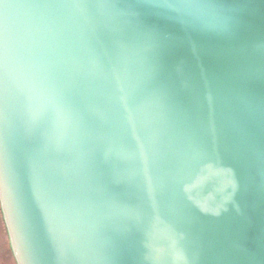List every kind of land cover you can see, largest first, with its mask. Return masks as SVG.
<instances>
[{"label": "water", "instance_id": "obj_1", "mask_svg": "<svg viewBox=\"0 0 264 264\" xmlns=\"http://www.w3.org/2000/svg\"><path fill=\"white\" fill-rule=\"evenodd\" d=\"M195 11L206 32L193 35L167 56L172 71L183 69L175 83L182 90V103L165 81L149 82L140 38L129 33L117 43V25L86 0H0V16L10 22L5 41L8 78L14 93L49 76L78 94L83 110L98 122L93 132L121 153L119 162L140 185L146 209L150 211L153 200L159 205L164 224L152 239L159 264H176L174 249L179 247L202 251V264H264V120L259 111L264 78L258 54L264 41V0H202ZM150 22L183 38L170 23ZM121 63L138 85L130 103L95 70L97 64L113 68ZM252 67L255 78L243 79ZM252 104L254 117L242 120ZM194 138L206 141L231 169L237 185L233 190L222 178L196 190L202 202L219 210L216 215L201 212L156 179V159L161 154L178 156ZM12 155H34L50 167L57 163L23 135L14 138ZM63 166L69 175L61 183L68 204L62 218L46 216L32 198L27 171L15 189L0 183V210L16 264L17 247L26 264H57L58 247L66 249L63 264H93L101 243L90 227L98 193L91 181L71 174L70 164ZM182 209L192 220L189 227H181L183 238L164 226L177 224ZM29 250L34 259H27Z\"/></svg>", "mask_w": 264, "mask_h": 264}, {"label": "snow or ice", "instance_id": "obj_2", "mask_svg": "<svg viewBox=\"0 0 264 264\" xmlns=\"http://www.w3.org/2000/svg\"><path fill=\"white\" fill-rule=\"evenodd\" d=\"M202 0H86L88 7L100 8L108 13L107 20L117 25L113 30L117 43L129 33L140 38V51L147 65L150 83L165 81L178 102H183L182 90L176 89L177 78L183 69L177 66L172 71L167 63L168 54L188 43L195 34H204L195 11ZM159 20L176 26L183 38L151 20ZM102 23L104 21L102 20ZM10 22L0 16V183L15 189L27 171L32 198L41 210L50 217H63L68 211L61 183L69 175L63 166L71 165V174L91 181L98 193L92 205L95 220L92 231L100 238L93 264H159V255L153 247L154 234L164 224L159 205L153 200L150 211L146 209L141 196L140 185L135 177L122 166L121 153L111 146L102 135L93 129L97 120L90 117L81 106L74 90L61 87L57 77L45 76L31 85L27 91L14 93L8 78L5 41ZM219 27V25H215ZM261 58L259 75L264 78V41L258 45ZM108 87L120 94V99L130 103L135 99L138 88L131 79L126 64L108 68L95 66ZM257 75L254 67L243 74V79ZM256 111L250 105L240 116L251 120ZM264 120V99L259 105ZM17 135L34 141L41 153L55 158V166L45 165L36 156L14 158L12 143ZM261 168L264 171V152L261 153ZM156 179L163 188L179 191L182 200L189 202L201 212L216 215L218 209L202 202L196 190L210 180L227 179L235 190L237 185L231 169L224 167L214 151H210L203 138H194L178 156L161 154L155 161ZM192 224L188 212H179L175 225H164L166 230L183 238L181 227ZM55 235V227L50 229ZM20 264L26 258L17 247ZM66 249H56L57 264H63ZM202 251L189 247L174 249L176 264H202ZM80 260V257H76ZM27 259L34 257L29 250Z\"/></svg>", "mask_w": 264, "mask_h": 264}, {"label": "rangeland", "instance_id": "obj_3", "mask_svg": "<svg viewBox=\"0 0 264 264\" xmlns=\"http://www.w3.org/2000/svg\"><path fill=\"white\" fill-rule=\"evenodd\" d=\"M0 264H16L0 210Z\"/></svg>", "mask_w": 264, "mask_h": 264}]
</instances>
